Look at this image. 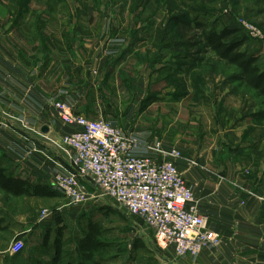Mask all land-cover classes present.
Masks as SVG:
<instances>
[{
	"label": "rangeland",
	"instance_id": "obj_1",
	"mask_svg": "<svg viewBox=\"0 0 264 264\" xmlns=\"http://www.w3.org/2000/svg\"><path fill=\"white\" fill-rule=\"evenodd\" d=\"M0 3L5 8L3 16L7 20H19L22 32H29L34 39L30 47L22 48L21 58L23 63L27 64L26 66L35 60L41 63L39 57L46 56L40 46L48 33L56 36V40H59L64 33L70 38L77 33L80 37L85 36L84 38L87 39L86 35L95 30V33L102 32L103 35L113 38L120 45L127 41L143 44L140 36L143 34L148 40L147 46L144 47L147 51L144 58L146 62L158 65L168 62L177 63L182 65L179 66L181 71L178 72L179 68L176 67L175 70L171 68L168 72L157 65L129 67V62L135 60L129 58L123 60L124 69L119 71L121 78L116 83L114 80L110 81L111 85L119 87L120 81L124 85L127 71L128 78L132 74L137 80L134 81L136 88L133 93L144 97L139 101V110L146 98H149V102H153L155 95L163 96L168 92L183 93L192 87L194 89L192 95L196 102H190V106L183 104V109L190 112V118L187 121L183 120V114L186 119L188 118L187 111L179 116L182 118L180 122L173 107L165 106L163 114L168 113L169 119L165 121L169 132H176L178 136L182 134L185 139H195L200 131V136L203 137L207 148H201L198 160L211 164L214 169L221 167L220 176L222 178L230 169L239 167L235 173L236 180L229 186L231 194L235 193L233 205L236 201L240 209L247 203V200L256 195L257 189L259 204H264V120L257 122L256 125L246 124L247 118H250L251 113L258 109L259 100L253 96L252 91L238 88L233 82V77L237 74L236 70L226 62L218 60L213 53L208 52L204 43V37L210 31H220L224 28L234 29L237 33L230 41L243 40L240 51L258 57L259 65L263 68L264 44L257 40V35L264 37V0H0ZM22 35L26 34L22 33ZM172 43H181L179 52L170 50ZM43 44L46 47V43ZM143 46L139 45L138 48ZM46 48V51H51L50 48ZM6 50L8 52L9 48ZM54 50L57 51L56 45ZM159 50H162V53H159ZM198 54L202 55V60L195 63L193 62L194 56ZM186 65L192 68L189 69ZM155 69L161 71L160 76L159 72H152ZM143 78L146 82L155 84L153 89L149 88L146 95L145 91L141 90V85L145 82L139 80ZM112 86L106 84L113 95L110 100L115 107L119 108L125 106V102L129 104L136 101L131 94L130 98L129 96L128 98L119 97L115 101ZM225 88L229 89L228 94ZM203 92L208 93L207 105L204 101L197 100ZM150 93L153 95H149ZM46 108L51 114L44 116V120L36 123L33 120L29 121L27 115L18 117L13 108H9L12 114L0 112V117L8 115L5 118L11 119L13 124L26 130H30L31 123L37 127L45 123L53 125L58 135L52 138L40 135L38 130H31V132L38 134L43 141H46L47 146L67 157L72 164V159L75 158L74 153L61 141L64 136L72 133L73 129L63 124L52 106H46ZM222 109L225 110V114L221 116V120L223 123L226 121L223 126L217 119ZM160 110L162 109L152 107L146 111L145 121L148 128L139 126V129L141 132L152 133L149 138V152L142 155L136 152L135 155L153 158L155 144L159 145L161 151L170 155V157L165 156L166 159L173 160L185 185L191 189L178 164L183 159V154L175 146L165 147L163 141L166 143V138H160L166 127L155 119ZM71 111L73 113L72 109ZM229 114L230 121H227L225 117ZM108 123L120 129L126 137L139 139L136 135H132L134 131L129 130L130 135H127L128 133L123 128L112 122ZM173 123L176 126H173ZM226 127L230 129V132H222V130L226 131ZM184 132L196 134L185 137ZM173 133L169 135L170 141L173 140ZM180 137L177 139L180 140ZM246 144H249L254 151H248L247 148L243 152L239 149ZM175 151L180 154V157L171 156V153ZM55 156L58 161L55 166L58 170L52 179V190L55 191L56 197L40 198V200L28 197L14 198L0 191V264H51L55 254L53 240L56 229L59 227H62L60 228L62 231V264L78 262V241L86 233L89 223L96 224L102 229L101 241L105 243V247L97 257L98 264H190V261L186 260L197 258L206 248L218 252L221 247L222 233L213 227L212 219H208L200 212L199 202L195 197L198 213L207 219L208 230L218 234L219 243L217 246H204L197 255L186 254L183 257H178L173 247L166 250L159 249L155 244L153 231L141 219L131 217L121 209L119 210L117 204L108 198L92 199L82 204L72 203L70 198L54 186L57 175L72 174L71 171L67 172L63 164L59 162L57 155ZM257 172L258 177H256ZM249 182L251 185L247 190L245 185ZM87 191L89 194L94 193L90 189ZM43 212L50 214L43 217ZM56 216L61 219L59 226L54 223ZM21 221H34L41 229L38 233L30 231L19 236L17 232L21 228ZM46 232L49 234L47 243L43 241ZM16 239H22L25 246L20 254L11 255L9 247Z\"/></svg>",
	"mask_w": 264,
	"mask_h": 264
},
{
	"label": "crops",
	"instance_id": "obj_2",
	"mask_svg": "<svg viewBox=\"0 0 264 264\" xmlns=\"http://www.w3.org/2000/svg\"><path fill=\"white\" fill-rule=\"evenodd\" d=\"M2 13H5V8L0 3V112L8 114L10 113L9 108H13L18 117L27 115L29 121L33 120L36 123L44 120V116L47 117L51 114L46 106H52V103L55 102H63L76 115L85 116L93 121L112 122L123 128L128 133H125L127 135H130V131H134L132 135H136L142 143V146L136 152L142 155L149 152V138L152 133L141 132L139 126L148 128L145 121L147 110L152 107L161 108L162 110L155 118L162 123L161 125H166L163 130L165 132L161 134L162 137L160 138H166V143L163 141L165 147L175 146L183 154V159L178 163L179 168L184 179L193 190L194 197L199 202L200 212L208 219H212L213 227L223 235V243L218 252L206 248L197 258H188L186 261H190V264H264V204H259L260 199H257L258 189L255 190L256 195L247 200V203L239 209L236 201L233 205L235 193L231 194L229 188L231 182L236 180L235 173L239 167L230 169L227 172L228 176L224 174V178H222L220 176L221 167L214 169L211 164L199 161L201 148H207L203 137L200 136V131L198 134L184 132L185 137L196 134L195 139H185L182 134L178 136L176 132H172L173 140L170 141L169 139V135L172 133L169 132L165 121L169 119L168 113L163 114L165 106H172L174 113L182 122V118H179V116L182 112L187 111L183 109V104L190 106L191 103H194L195 99L192 95L194 89L191 87L190 90L183 93L172 94L168 92L167 95L163 96L155 95L153 96V102H149V98H146L141 103V110H139V101L144 97L133 93L136 88L134 81L137 80L134 79L132 74L128 78L127 71L124 85L121 81L119 87H114L110 83L112 80L116 83L121 78V72L119 71L124 69L123 60L129 58L135 59L129 62V67H149V65L154 67V65H157L169 72L171 68L175 70L176 67L178 69L182 65L173 62L160 63V65L146 62L144 58L147 51L144 50V47L147 46L148 40L143 34H139L143 39V44H134L127 41L125 44L120 45L113 38H108L102 32L95 33V30H93L92 33L86 35L87 39L84 38L85 36L80 37L77 33L70 38L69 35H64V33L59 37V40H56V36L48 33L42 42L44 41L43 43H46V47L50 48L51 51H46L45 45L41 42L40 48L46 56L39 57L41 63L35 60L34 62L31 61L32 63L30 62L29 66H26L27 64L23 63L21 58L22 48L30 47L31 41L33 42L34 39L29 32H22L19 20H7ZM70 32L72 34V31ZM22 33L26 34L25 39ZM55 45L57 51L54 50ZM139 45L144 46L138 48ZM180 47L181 43H172L170 50L173 49L175 52H179ZM6 48H9L8 52ZM162 50L164 51V48ZM161 51L159 50V53ZM194 58L193 62L196 63L198 60H202V55H195ZM186 67L192 68L188 65ZM174 70L173 72H175ZM180 71L181 68L178 69V72ZM152 72H159V76L161 74L159 69ZM139 80L145 82L141 85V90L145 91V95L150 87L153 89L155 86L149 81L146 82L144 78ZM106 84L112 86L115 101L119 97L128 98L129 96L130 98L131 94L137 102L129 104L125 102V106L115 107L110 100L113 95ZM225 89L228 94L229 89ZM149 95L152 96L153 94L150 93ZM197 100L204 101L207 105L208 93L203 92ZM220 100L221 98L218 99V102ZM212 101H215L214 98ZM222 110L217 119L223 126L226 121L223 123L221 120V116L225 114V110ZM7 116L5 115V117ZM183 116V120L187 121L190 118V112L187 111V119L184 114ZM5 117H0V167L6 170L7 175L29 180L33 184H43L52 189V179L58 170L55 166L58 163L55 155H57L59 162L63 164L67 172H74L71 160L69 161L60 152L47 146L46 141H43L38 134L31 132V130H38L40 135L52 138L58 135L53 125L45 123L37 127V125L33 126L31 123L29 125L30 130H26L17 124H13L11 119ZM230 117V114L226 115L225 120L230 121ZM257 122L259 121L254 122L248 117L246 124L256 125ZM173 126L176 125L173 123ZM222 126L220 125V127ZM43 128H47V132H43ZM226 128V131L221 129L222 132H230V129ZM177 137H180V140ZM187 143H191V145H187ZM239 149H242L243 152H245V149L251 152L254 151L253 148L249 147V144ZM247 168L250 167L247 166ZM258 176L259 173L257 172L256 177ZM249 183L244 184L247 190L250 189L251 183ZM34 199L40 200V198ZM20 225L21 228L17 232L19 236L30 231L38 233L41 229L34 221H21Z\"/></svg>",
	"mask_w": 264,
	"mask_h": 264
},
{
	"label": "built area",
	"instance_id": "obj_3",
	"mask_svg": "<svg viewBox=\"0 0 264 264\" xmlns=\"http://www.w3.org/2000/svg\"><path fill=\"white\" fill-rule=\"evenodd\" d=\"M257 40L264 44L262 35H257ZM52 106L63 124L73 129L61 143L74 153V172L57 175L54 185L72 203L112 200L119 210L141 219L153 231L159 249L173 247L178 257L197 255L204 246L218 245V234L208 230L193 192L159 145L155 144L153 158L137 156L136 150L142 146L139 139L126 137L108 122L75 115L63 102ZM171 156L180 154L175 151ZM49 214L43 212L42 216ZM24 246L22 239H16L9 253L17 255Z\"/></svg>",
	"mask_w": 264,
	"mask_h": 264
},
{
	"label": "trees",
	"instance_id": "obj_4",
	"mask_svg": "<svg viewBox=\"0 0 264 264\" xmlns=\"http://www.w3.org/2000/svg\"><path fill=\"white\" fill-rule=\"evenodd\" d=\"M237 31L232 29L213 30L206 33L204 37L205 47L208 52L220 60L233 67L237 74L233 77V82L238 88L252 91L253 96L259 100L258 109L251 113L250 118L254 121L264 120V67H260L258 57L247 55L240 51L243 40H233ZM0 191L14 198H53L55 191L43 184H33L29 180L14 178L6 174V170L0 167ZM54 223L61 224L60 217L54 218ZM62 227L56 229L53 240L54 257L51 264H62ZM102 229L96 224L89 223L87 231L78 241L79 261L67 262L65 264H98L97 257L105 247L101 241ZM49 234L45 233L43 241L48 242ZM20 254V253H18ZM17 254V255H18Z\"/></svg>",
	"mask_w": 264,
	"mask_h": 264
},
{
	"label": "water",
	"instance_id": "obj_5",
	"mask_svg": "<svg viewBox=\"0 0 264 264\" xmlns=\"http://www.w3.org/2000/svg\"><path fill=\"white\" fill-rule=\"evenodd\" d=\"M42 131H43V132H47V128H43Z\"/></svg>",
	"mask_w": 264,
	"mask_h": 264
}]
</instances>
